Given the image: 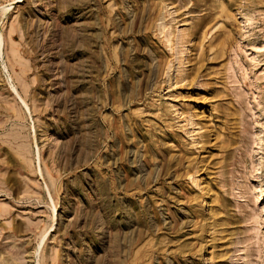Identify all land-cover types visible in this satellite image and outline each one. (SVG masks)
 I'll return each instance as SVG.
<instances>
[{
    "label": "rangeland",
    "instance_id": "rangeland-1",
    "mask_svg": "<svg viewBox=\"0 0 264 264\" xmlns=\"http://www.w3.org/2000/svg\"><path fill=\"white\" fill-rule=\"evenodd\" d=\"M0 264H264V0H0Z\"/></svg>",
    "mask_w": 264,
    "mask_h": 264
},
{
    "label": "bare ground",
    "instance_id": "bare-ground-1",
    "mask_svg": "<svg viewBox=\"0 0 264 264\" xmlns=\"http://www.w3.org/2000/svg\"><path fill=\"white\" fill-rule=\"evenodd\" d=\"M2 207V206H1ZM1 209H3V208H1Z\"/></svg>",
    "mask_w": 264,
    "mask_h": 264
}]
</instances>
